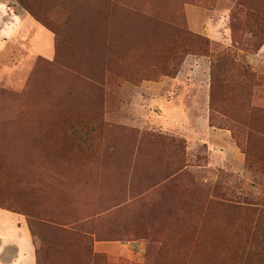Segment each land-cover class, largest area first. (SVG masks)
<instances>
[{"label": "rangeland", "instance_id": "374dc122", "mask_svg": "<svg viewBox=\"0 0 264 264\" xmlns=\"http://www.w3.org/2000/svg\"><path fill=\"white\" fill-rule=\"evenodd\" d=\"M34 1L44 21L0 16L1 252L41 247L29 209L46 264H264V56L239 14L264 0H104L154 31L128 51L110 20L91 49L82 0Z\"/></svg>", "mask_w": 264, "mask_h": 264}, {"label": "trees", "instance_id": "16d2710c", "mask_svg": "<svg viewBox=\"0 0 264 264\" xmlns=\"http://www.w3.org/2000/svg\"><path fill=\"white\" fill-rule=\"evenodd\" d=\"M27 12L38 21H44L38 11V5L34 0H17ZM81 1V0H80ZM83 1V2H82ZM82 6L84 7L82 16H80L79 25L83 40L89 42L92 50L100 49L107 43L105 36L103 35V29H105L108 20L110 23L121 27V35H109L107 32L110 29V25L106 27V33L111 38L110 48L116 51V46L120 45L122 49L133 50L137 47H146L156 49L157 38L154 37L153 29L141 27V25H132L128 22L116 18H121L116 12L110 10L104 0H82ZM239 14L243 18L244 27L249 30L252 38L256 43L252 49L248 50L250 53H255L261 49L264 45V19H261L260 9L252 5H244ZM40 9V8H39ZM242 24V23H241ZM50 25V24H49ZM130 30H133L134 35H131ZM190 34V32H188ZM194 36V40L200 43L201 47H209V38L202 37L197 34H190ZM191 49L186 50L187 53ZM194 50H196L194 48ZM49 151H52L50 149ZM52 153V152H51ZM17 204V203H16ZM4 208L11 212L20 213L17 206L7 205ZM21 213L27 215L28 227L33 237H38L41 241V247L35 251L37 264H46L47 254L50 249L48 243V237L45 234L43 225V219L37 216L33 211L29 209H22ZM61 233L63 230H56ZM78 233V232H75ZM73 233V234H75ZM74 236V235H72Z\"/></svg>", "mask_w": 264, "mask_h": 264}, {"label": "crops", "instance_id": "0c3cea01", "mask_svg": "<svg viewBox=\"0 0 264 264\" xmlns=\"http://www.w3.org/2000/svg\"><path fill=\"white\" fill-rule=\"evenodd\" d=\"M8 7L15 10L13 15L8 12ZM5 11L8 12L7 18H8L9 23L7 24V27L5 28L6 30L3 31V33L9 34V27L11 26V24H13L17 28L16 31H19L20 26L18 28V25L20 22H21L20 25H23L24 18L25 17L27 18L26 12H23L22 10H20L18 8V6H16V4H13L12 0H0V16H5L4 15V13H6ZM259 54H262L264 56V45L261 47ZM182 112H183L182 109L178 110V114H179L180 118H182ZM189 124L185 125L182 122H180V126L182 127L181 129L188 128L187 126ZM198 125H199V127H203V129L207 128V129H205L204 132H207L209 135H216V137H217V135L219 134L215 130H212V127H210V128L206 127L205 122L202 120H199ZM198 125H196V127ZM231 146L232 145H229L228 151H230ZM27 226H28V224H27ZM30 235H31V233H30ZM31 237L33 238L32 235H31ZM33 243H34L35 247L33 250L34 253L32 255L22 254L19 251L15 252L14 254L9 255V254H5V253L1 252V250H0V264H37L36 254H35V251L37 248V243L35 242L34 238H33Z\"/></svg>", "mask_w": 264, "mask_h": 264}]
</instances>
